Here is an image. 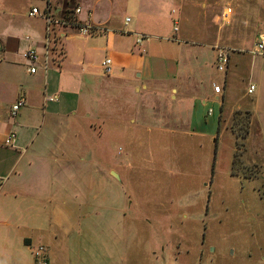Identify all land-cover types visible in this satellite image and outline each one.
Wrapping results in <instances>:
<instances>
[{"label":"rangeland","instance_id":"rangeland-1","mask_svg":"<svg viewBox=\"0 0 264 264\" xmlns=\"http://www.w3.org/2000/svg\"><path fill=\"white\" fill-rule=\"evenodd\" d=\"M203 2L212 6L207 13L200 7ZM216 2L223 4L222 0H169L161 14L165 32L146 31L151 39L173 44L169 57L177 51L172 46L180 43L205 50L192 76L210 90L214 83L227 84L221 121L219 108H207L215 122L219 119L218 133L208 137L191 133L186 110L168 112L179 115L178 121L151 116L144 109V94H135L131 84L115 83L108 89L103 75L101 88H89L92 93L85 97L94 115L78 119L72 128L79 138L78 144H72L79 146L74 164L101 175L80 177L87 196L77 204L78 219L54 228L57 240L37 243L33 256L44 246L48 264H264V163L259 168L241 163L237 176L232 175L236 151L232 130L244 132L247 116L236 115L235 123L234 114L229 117L234 105L241 104L238 99L248 86L251 61L260 57L251 54L252 31L234 32V4L230 18L231 7H217ZM15 9L14 18L2 17L0 36L14 24L21 36L32 38L37 21L26 15L28 1L17 0ZM242 19L248 21L247 16ZM216 43L229 52L225 72L219 71L210 53ZM70 102H77V97ZM252 144L250 156L257 157L259 146L264 151L261 126L254 127ZM241 154L246 164L247 149Z\"/></svg>","mask_w":264,"mask_h":264},{"label":"crops","instance_id":"crops-1","mask_svg":"<svg viewBox=\"0 0 264 264\" xmlns=\"http://www.w3.org/2000/svg\"><path fill=\"white\" fill-rule=\"evenodd\" d=\"M27 1L26 15L37 21L35 29L29 31L33 37L27 40L21 36V29L14 24L0 36V264H35L33 248L37 243H53L58 238L54 228L78 219L77 204L87 196L80 177L101 173L74 164L72 158L78 155L79 146L72 144H78L79 138L72 128L78 119L89 120L94 115L85 97L92 93L89 88L100 87L103 75L107 76L103 86L108 89L115 83L131 84L135 94H144V102L150 105L144 109L151 116L178 121L179 115L169 114L170 110L189 111L191 133L204 137L214 136L220 125L207 108H219V118L222 117L227 97V84L222 87L214 83L213 87L221 88L216 93L214 88L200 86L192 76V68L203 61L204 49L175 44L172 47L177 51L169 57L167 51L173 44L147 35L149 28L165 32L161 14L169 0ZM222 3L231 7L227 11L230 18L234 4V32L252 31L256 43L264 33V0ZM16 4L17 0H0V21L8 14L14 18ZM223 4L216 2L217 7ZM210 5L203 2L200 7L207 13ZM32 8H38L40 13L49 8L56 20L89 24L95 31L84 36L75 24L55 25L50 38L48 33L46 36L45 19L40 14L29 15ZM77 8H81L80 14L75 13ZM245 16L246 22L242 19ZM206 26L204 18V31ZM138 35L146 37L142 44L137 43ZM28 47L40 55L35 74L29 72L28 63L22 58ZM210 47L215 60L220 48L227 51L217 43ZM259 57L250 63L249 83L238 99L241 104L229 112L230 118L241 112L250 120L248 161L243 166L248 168H259L264 163L262 146L257 148V157L250 156L254 127L264 128V56ZM106 58L112 60L111 75L101 72ZM139 83H143L141 88ZM252 85L255 90L249 93ZM21 96H25L26 104L12 118L11 108ZM74 97L77 102L73 105L70 100ZM246 97L249 99L243 101ZM164 111L168 114L160 115ZM10 133H15L16 138L7 145L5 140ZM111 174L120 179L113 171Z\"/></svg>","mask_w":264,"mask_h":264},{"label":"built area","instance_id":"built-area-1","mask_svg":"<svg viewBox=\"0 0 264 264\" xmlns=\"http://www.w3.org/2000/svg\"><path fill=\"white\" fill-rule=\"evenodd\" d=\"M81 8H77L75 10L76 14L81 13ZM230 13V12H229ZM41 15L42 18L45 19L46 24H47V33L50 35L52 27L55 25H60V26H65V25H71L75 24L78 28V31L81 35L84 36H89L94 33L95 29L89 25V24H81V23H75V22H69V21H60L56 20L53 14L51 13L50 9H46L44 12L40 13L38 8H32L29 15L31 17H34L36 15ZM130 21V19H127V23ZM102 31L103 29H99ZM29 40V38H26ZM146 39L144 35H138L137 43L142 44L143 41ZM252 54L257 55V56H264V33L259 36V39L254 45V49L252 50ZM22 58L24 61L28 63V70L30 73L35 74L37 72L36 64L39 62L40 55L37 52V50L33 47H28L26 50L22 52ZM229 53L228 51L224 49H219L218 54H217V67L219 71L225 72L227 71L228 65H229ZM101 68L106 75H111L113 72L112 68V60L110 58H106L102 61L101 63ZM214 90L216 93L221 92V88L217 85H214ZM255 90V86H250L248 92L253 93ZM26 104V98L25 96H21L17 99V101L13 104L10 115L12 118H16L18 116V113L20 109ZM16 138L15 133H10L6 140L5 143L7 145H10L14 142ZM34 258L37 262V264H48L47 258H46V248L44 246H39L35 251H34Z\"/></svg>","mask_w":264,"mask_h":264},{"label":"trees","instance_id":"trees-1","mask_svg":"<svg viewBox=\"0 0 264 264\" xmlns=\"http://www.w3.org/2000/svg\"><path fill=\"white\" fill-rule=\"evenodd\" d=\"M52 51H53V49H52ZM239 114L241 115L242 113L241 112H236L235 117H234V123H235V120L238 119L236 115H239ZM220 121H221V117H220ZM239 125H241V124H239ZM232 131H233V133H234V135L236 137V151H235V154H234L232 175L237 176V174L239 173V171L237 170V168H239V164L242 163L241 166L242 167L244 166V164L242 162L243 154H241V153L245 152L246 149H247L246 148V146H247L246 142H247V139H248L249 134H250V120L248 119V117H247L246 127H245L244 132H241L242 131L241 128L240 129L234 128Z\"/></svg>","mask_w":264,"mask_h":264}]
</instances>
